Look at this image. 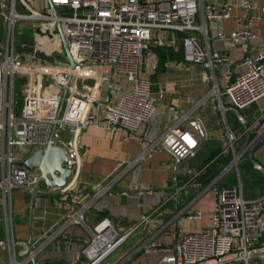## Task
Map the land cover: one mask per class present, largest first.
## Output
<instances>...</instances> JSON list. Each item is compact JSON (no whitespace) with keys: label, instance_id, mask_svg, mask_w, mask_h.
I'll list each match as a JSON object with an SVG mask.
<instances>
[{"label":"built area","instance_id":"obj_1","mask_svg":"<svg viewBox=\"0 0 264 264\" xmlns=\"http://www.w3.org/2000/svg\"><path fill=\"white\" fill-rule=\"evenodd\" d=\"M237 5L245 8L247 14L237 18L236 27L226 33L217 24L229 17L231 5L221 8L202 0H0V16L6 23L5 41L0 44V190L3 201L10 203L14 188L33 189L37 174L24 169L21 161L31 149L49 143L59 145L63 132L70 138L66 154L72 176L61 192L68 189L77 193L80 190L75 183L79 174L78 132L89 125H99L139 134L155 113L150 77L157 64L156 60L146 62V50L150 46H174L175 38H169L166 32H181L182 57L175 66L191 69L198 64L222 72L226 84L221 93L237 112L243 129L238 136L228 135L232 158L203 188L214 197L209 223L199 231H186L177 224L172 245L147 239L132 252L160 253L153 264H264V242L261 241L264 188L260 195L246 198L239 179L234 183L220 182L232 169L239 175L237 164L242 153H235L232 145L242 135H248L253 125L247 124L238 110L264 96V46L257 50L253 65L247 71L230 79L229 55L204 48L197 37V34L206 35V22H210V26L215 24L212 28L216 41L242 45L246 49L253 47L259 37L252 27V19L259 16L256 14L259 8L253 0H238ZM198 12L201 23L197 21ZM20 20L31 21L40 28L35 30L30 48L19 49L14 43V26ZM57 25L66 39L73 67L62 55ZM213 93L220 94L216 88L211 90L210 94ZM254 123L255 134L243 151L264 139V104ZM154 125L147 133L146 147L134 157L132 164L158 147L176 159H185L195 153L204 137L201 123L190 118L188 112L161 133ZM130 165L131 162L125 168ZM252 167L264 172L263 166L254 160ZM95 189L94 199L108 190L109 184ZM76 203L77 210L65 216L61 228L85 224L84 212L91 203L83 197ZM176 216L197 221L204 212L201 208L181 209ZM6 220L10 225L9 216ZM151 220L150 215H143L125 230L115 228L108 219L97 222L81 249L85 264L102 263L135 228ZM13 245L11 234L0 237L1 247ZM40 248L41 242L32 251L27 250L22 261L12 256L11 264H25Z\"/></svg>","mask_w":264,"mask_h":264},{"label":"crops","instance_id":"obj_2","mask_svg":"<svg viewBox=\"0 0 264 264\" xmlns=\"http://www.w3.org/2000/svg\"><path fill=\"white\" fill-rule=\"evenodd\" d=\"M202 2H210L221 8L231 5L229 17L217 24L226 33L236 27V19L246 13L245 8L237 5L238 0ZM253 2L259 8L256 10L259 16L252 19V27L259 37L253 47L246 49L242 45L216 41L213 39L212 28L215 24L210 26V22H206V35L197 34L204 48L216 49L229 55L232 61L230 79L247 71L253 65L257 50L264 46V10L261 11L264 0ZM0 19L4 21V26L2 21L0 23V44H4L6 23L2 16ZM197 21L201 23L199 12ZM166 34L169 38H175L174 46H150L145 55L147 63L156 60L157 64L150 77V90L155 103L153 119L146 122L136 135L99 125L82 128L77 135L79 174L75 183L80 189L77 193L67 189L66 193H56L54 196L51 193L39 194L29 211L31 190L14 188L10 193L9 204L3 201L0 190V237L5 238L11 234L14 239L13 247L0 246V264H11L12 256L16 260H25L30 237L33 248L41 242V248L34 257L35 264H85L81 249L88 242L97 222L108 219L115 228L125 230L137 223L143 215H150L152 220L135 228L123 243L124 249L114 255L111 253L107 257L112 256L111 259L107 261L106 258L101 264H153L160 258V253H146L143 250L132 252L143 240L150 239L170 246L176 239L177 224H181L186 231H199L209 223L214 197L209 190L203 189L207 183L200 181L199 177L206 165L220 153H230L232 158L228 135H240L243 127L227 96L221 93L226 84L222 72L205 69L198 64L191 69L177 68L175 62L182 57L183 33L167 31ZM32 45L33 42L29 48ZM88 81L91 82L90 79ZM213 88L218 89L220 94H210ZM106 93H109V89ZM262 104L264 96L238 110L247 124L253 127L248 135H242L232 145L235 153H242V159L237 164L239 175L232 169L220 179V182L226 183H234L239 179L242 194L246 198L260 195L264 188V172L252 167L254 160L264 168V139L257 140L243 151L255 134L257 126L254 121ZM187 112L190 118L199 120L204 130V137L192 156L176 159L164 148L158 147L132 164L134 157L146 147L151 125L155 124L158 133H161ZM143 136L145 138L141 139ZM59 143L61 146L70 143L66 132L62 133ZM215 150L219 152L207 160ZM130 162L131 165L125 168ZM244 162L249 167L243 168ZM107 184L109 189L94 199L95 188ZM81 197L91 203L84 212L85 224H70L61 228L65 216L77 210L76 202ZM195 208H201L204 212V216L197 221L176 216L181 209ZM6 216L10 217V225ZM261 241L264 242V233ZM25 264H32L31 259Z\"/></svg>","mask_w":264,"mask_h":264},{"label":"water","instance_id":"obj_3","mask_svg":"<svg viewBox=\"0 0 264 264\" xmlns=\"http://www.w3.org/2000/svg\"><path fill=\"white\" fill-rule=\"evenodd\" d=\"M57 32L63 48V57L68 61L69 66L73 67L66 39L57 25ZM59 54V53H57ZM70 145L67 143L64 146L49 143L45 147L34 148L30 154L25 156L21 161V165L29 172L37 173V182L29 197V211L32 209L35 198L39 194L51 193V195L63 194L61 189L65 188L70 182L72 171L67 167L66 149ZM28 251H32L31 237L28 239ZM32 264H35V259H31Z\"/></svg>","mask_w":264,"mask_h":264},{"label":"rangeland","instance_id":"obj_4","mask_svg":"<svg viewBox=\"0 0 264 264\" xmlns=\"http://www.w3.org/2000/svg\"><path fill=\"white\" fill-rule=\"evenodd\" d=\"M1 21L3 22V26H4V21L3 19H0V23ZM40 29L38 26H36L35 23L31 22V21H27V20H20L18 21L15 26H14V43H16V46L20 49V48H29V46L31 45V43L33 42L34 39V32L35 30ZM4 37H5V29H4ZM125 247V244H121L116 250L115 252H113V255L115 253L120 252L121 250H123ZM112 255V254H111ZM112 257V256H111ZM111 257L107 258V261L109 259H111ZM106 260V259H105ZM104 260V261H105ZM103 261V262H104ZM101 264V263H100Z\"/></svg>","mask_w":264,"mask_h":264},{"label":"trees","instance_id":"obj_5","mask_svg":"<svg viewBox=\"0 0 264 264\" xmlns=\"http://www.w3.org/2000/svg\"><path fill=\"white\" fill-rule=\"evenodd\" d=\"M19 101V97L17 98ZM19 103V102H18ZM219 152V150H215L213 151L210 155L209 158L207 160H209L211 157H213L215 154H217ZM231 158V154L230 153H220L214 160H212L211 162H209L204 171L203 174L201 175V177H199L200 181H204V183H208L210 180H212V178L215 176V174L220 170V168L225 165ZM207 162V161H206ZM247 162H244L242 164L243 168L244 167H249V164L247 165Z\"/></svg>","mask_w":264,"mask_h":264},{"label":"bare ground","instance_id":"obj_6","mask_svg":"<svg viewBox=\"0 0 264 264\" xmlns=\"http://www.w3.org/2000/svg\"><path fill=\"white\" fill-rule=\"evenodd\" d=\"M234 167H236V166H234Z\"/></svg>","mask_w":264,"mask_h":264}]
</instances>
